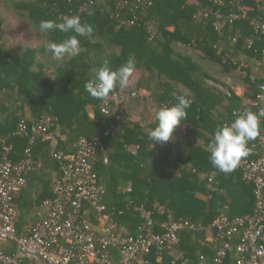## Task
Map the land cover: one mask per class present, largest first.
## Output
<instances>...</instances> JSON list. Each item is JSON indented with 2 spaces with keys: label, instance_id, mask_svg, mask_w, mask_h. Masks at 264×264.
I'll return each mask as SVG.
<instances>
[{
  "label": "trees",
  "instance_id": "1",
  "mask_svg": "<svg viewBox=\"0 0 264 264\" xmlns=\"http://www.w3.org/2000/svg\"><path fill=\"white\" fill-rule=\"evenodd\" d=\"M135 1L3 2L6 16L27 22L36 31L40 20L62 22L72 15L94 29L91 36L79 38V54L49 75L38 56L45 53L46 42L59 43L71 33L39 34L40 41H30L31 46L17 51L4 42V34L14 33L16 26L0 18V137L12 147L9 159L13 163L30 160L25 184L14 198L18 234L39 219L28 217L39 214L41 202L51 197L52 182L61 177L64 161L56 156L74 154L81 139L91 140L99 134L102 149L96 150L91 161L92 172L103 189L102 202L118 229L125 232L123 236L138 235L149 220L154 232L160 233L159 224L166 220V212L175 221L204 226L221 215L235 220L254 213L252 186L242 181L239 171L223 173L213 167L207 145L217 126L230 124L237 111L255 100L257 87L264 82V36L254 27L256 22L264 23L263 1L222 0L220 11L238 18L217 29L213 16L197 17L199 9L187 0H149L143 10L135 6ZM199 2L204 7L213 6L212 0ZM174 45L189 49L196 61L175 51ZM129 59L136 65L133 74H138L133 89L146 93L130 98L114 111L111 101L106 104V98H92L84 85L100 66L107 64L114 71ZM198 60L220 68V74L233 77L232 70L240 71L233 78L242 85L241 94L236 95L228 85L208 75ZM120 92L122 88L117 87L107 98ZM180 96L191 100L187 120L167 143L152 147L147 133L156 126L155 113L161 107L175 105ZM141 108V119L131 121ZM253 110L257 112L258 108ZM149 117L150 123L142 124ZM41 119H49V128L45 134L34 135L31 128ZM20 123L27 127L25 134H18ZM106 123L114 130L105 136L102 132ZM263 137L264 122L260 135L247 147ZM157 206L164 212L158 213ZM241 235L240 229L230 240L209 242L204 232L183 230L178 233V261L237 264L236 246ZM223 243L227 244L226 254L218 263L217 252ZM0 251L13 255L14 245L3 242ZM107 252L112 264H122L119 249L110 247ZM155 256L152 251L148 259L154 262ZM173 257L166 251L163 262L169 264Z\"/></svg>",
  "mask_w": 264,
  "mask_h": 264
},
{
  "label": "built area",
  "instance_id": "2",
  "mask_svg": "<svg viewBox=\"0 0 264 264\" xmlns=\"http://www.w3.org/2000/svg\"><path fill=\"white\" fill-rule=\"evenodd\" d=\"M199 9L197 17L215 18L214 27L220 28L226 21L238 18L234 13L225 14L219 7L222 0H212V5L204 7L199 0H187ZM262 11H264V0ZM149 0H136L137 8L143 10ZM244 14V12H242ZM255 32L264 36V23H255ZM152 30V29H150ZM264 60V50L262 52ZM210 84H212L210 82ZM142 91L133 89L113 94L106 101L113 103V110L137 97ZM264 108V82L257 87L255 100L236 114L246 110L255 113L253 108ZM257 110V111H258ZM105 113L109 109L103 110ZM49 128V119L35 123L31 131L34 135L45 134ZM24 123L18 125V134H25ZM114 127L105 124L103 135L112 133ZM101 135L91 140L81 139L76 151L68 156H56L64 161L61 177L51 185V197L40 204L41 218L28 223L21 234L17 233V206L14 198L25 184V176L30 169V160L13 163L9 159L12 147L0 137V241L14 245V254L0 251V264H25L24 260L37 264H112L107 249L117 248L121 252L122 264H166L163 254L176 253L179 244L178 233L186 230L206 233V241L217 239L230 240L242 230L240 242L236 246L239 255L237 264H264V137L249 145V154L242 158L234 169L239 171L241 179L252 186L255 209L252 215L229 220L221 215L211 224L204 226L188 221H175L170 212L166 220L159 224L160 233L154 232L151 220L140 227L136 236H123L111 213L102 202L103 189L92 172L91 161L97 149L101 148ZM102 149V148H101ZM163 213L161 206L156 207ZM150 212H148L149 214ZM227 244L217 252V262L226 254ZM152 251L156 253L154 262L150 261ZM247 255V259L244 256ZM174 258V257H173ZM169 264H189L174 258Z\"/></svg>",
  "mask_w": 264,
  "mask_h": 264
},
{
  "label": "clouds",
  "instance_id": "3",
  "mask_svg": "<svg viewBox=\"0 0 264 264\" xmlns=\"http://www.w3.org/2000/svg\"><path fill=\"white\" fill-rule=\"evenodd\" d=\"M56 31L71 35L59 43L50 41L46 50L54 59L64 60L79 54L81 43L79 38L91 36L94 29L92 25L82 23L78 15L63 18L62 22L52 19L40 20L37 25V33L44 36H50ZM135 70L136 65L131 59L114 71L104 64L95 70L94 78L84 85L85 90L92 98L103 100L117 87H126ZM190 106L191 100L180 96L175 105L159 108L155 113L156 126L147 133L152 147L157 144L163 145L171 139L175 129L187 120V109ZM262 122L264 108L255 113L246 110L237 115L230 124L217 126L212 142L207 145L208 159L212 166L223 173L232 172L240 160L249 154L248 142L260 135Z\"/></svg>",
  "mask_w": 264,
  "mask_h": 264
},
{
  "label": "rangeland",
  "instance_id": "4",
  "mask_svg": "<svg viewBox=\"0 0 264 264\" xmlns=\"http://www.w3.org/2000/svg\"><path fill=\"white\" fill-rule=\"evenodd\" d=\"M4 1L5 0H0V18L5 19L6 22H10V23L14 24V26H16V31L14 33L4 34L5 45L7 47H9L10 49L22 51L24 48L31 46L30 41H31V43L33 41L35 43H37L36 41L39 40V34L29 23L24 22V21H19V20H17V18H13L9 15L6 16L4 14V8H3V2ZM47 44H48V42H46L45 47L47 46ZM68 58L64 59V60H56L53 58L52 54L50 52H48L47 50L45 51V53L40 54L38 56L39 62L42 63V65L45 68L46 73L49 75L54 74L56 67L65 65ZM207 65L209 66L210 64L207 63ZM213 68L215 69L216 72H214L212 69H208L207 70L208 75L217 79L220 83H223L222 80L220 79L222 77V75L218 74V73H220L219 71H221L220 68H218V69H217V67H213ZM232 72H233L234 78L239 76L240 71L232 70ZM137 77H138V74H132V76L129 78V82L126 86L128 88L124 91H129V90L134 88L133 84H134L135 80L137 79ZM233 77L230 75V81H231L232 85H234V86H233V88H231L232 86L230 87V85H228V87H230L234 92L239 93V91H240V93H241L243 91V88L237 89V86L242 87V85H240ZM138 111H139L138 112L139 115H143V112L141 109H138ZM39 214L42 215L40 212H39ZM37 216H38L37 213H32L30 215V217H28V219H30V220H32V218L36 219ZM174 258L179 259V255L177 253H174Z\"/></svg>",
  "mask_w": 264,
  "mask_h": 264
},
{
  "label": "crops",
  "instance_id": "5",
  "mask_svg": "<svg viewBox=\"0 0 264 264\" xmlns=\"http://www.w3.org/2000/svg\"><path fill=\"white\" fill-rule=\"evenodd\" d=\"M173 48H174V50L175 51H182L183 53H185L187 56H189V57H191V58H193L195 61H196V56L194 55V53H192L189 49H187L186 47H184V46H181V45H174L173 46ZM198 62L204 67V69H205V71L207 72V70L208 69H212L214 72H216L215 71V69L213 68V67H215L214 65H207L206 63L205 64H203V63H201V61H199L198 60ZM209 64V63H208ZM253 71L254 72H256L257 71V68L256 67H254L253 68ZM218 74H220V73H218ZM222 75V77L220 78L221 80H222V82L223 83H225V84H227V85H230V87L231 88H233V86L234 85H232V83H231V81H230V75L229 74H221ZM209 81V83L211 82L212 84H213V82L211 81V80H208ZM220 87L219 85H216V87ZM177 87V89H182V87L181 86H176ZM128 87H123L122 88V91H124V90H126ZM238 88H241L242 89V87H239V86H237V89ZM146 92L145 91H142V94H145ZM239 93H240V91H239ZM239 93H237V92H235V94L236 95H240ZM149 108H150V106H149ZM141 110H142V108H141ZM139 111L137 110V114H133L132 116H131V121H133V122H136V121H139L140 119H141V117H140V115H139V113H138ZM142 112H143V110H142ZM151 119L152 118H147L146 120H144V121H142L143 123L142 124H144L145 125V123H150V121H151ZM130 149L131 150H134L135 149V147H130ZM41 216L42 215H40V214H38V216L36 217V219H38V218H41ZM31 223V222H30ZM1 245H3V242L2 241H0V246Z\"/></svg>",
  "mask_w": 264,
  "mask_h": 264
}]
</instances>
